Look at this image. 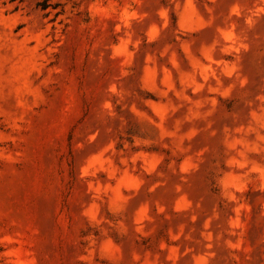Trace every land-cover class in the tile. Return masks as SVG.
Masks as SVG:
<instances>
[{"label":"rangeland","instance_id":"1","mask_svg":"<svg viewBox=\"0 0 264 264\" xmlns=\"http://www.w3.org/2000/svg\"><path fill=\"white\" fill-rule=\"evenodd\" d=\"M0 264H264V0H0Z\"/></svg>","mask_w":264,"mask_h":264}]
</instances>
